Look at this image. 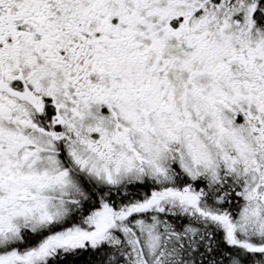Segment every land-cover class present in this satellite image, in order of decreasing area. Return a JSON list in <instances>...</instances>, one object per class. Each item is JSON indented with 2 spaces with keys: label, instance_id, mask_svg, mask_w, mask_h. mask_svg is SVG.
<instances>
[{
  "label": "flooded vegetation",
  "instance_id": "1",
  "mask_svg": "<svg viewBox=\"0 0 264 264\" xmlns=\"http://www.w3.org/2000/svg\"><path fill=\"white\" fill-rule=\"evenodd\" d=\"M90 155L154 167L200 219L202 201L239 202L243 167L264 206V0H0V264L106 233L109 210L82 243L79 224L36 239L17 223L57 175L84 181L74 164Z\"/></svg>",
  "mask_w": 264,
  "mask_h": 264
},
{
  "label": "trees",
  "instance_id": "2",
  "mask_svg": "<svg viewBox=\"0 0 264 264\" xmlns=\"http://www.w3.org/2000/svg\"><path fill=\"white\" fill-rule=\"evenodd\" d=\"M82 179L86 200L80 206L75 205L74 212L66 222L52 229L64 230L72 224H79L84 229L91 223L83 215L90 212L89 203L92 200L96 204V214L100 213L101 206V212L109 210L114 215L112 225L96 243L86 242L77 249L55 254L48 262L34 256V264H234L235 260L238 264H264V251L238 240L232 243L227 222L199 219L177 200L166 198L156 207L158 210L155 209V214H137L135 208L151 203V196L161 195L162 190L156 183L148 181L107 188L87 178ZM243 191L241 185L238 203L224 205L219 211L216 210L217 206L213 207L231 224L237 221L248 204ZM154 215L158 218L161 245L153 258H149L144 240L133 223L137 220L151 223ZM188 227L198 230L186 232ZM40 236V233L33 234L36 239Z\"/></svg>",
  "mask_w": 264,
  "mask_h": 264
},
{
  "label": "rangeland",
  "instance_id": "3",
  "mask_svg": "<svg viewBox=\"0 0 264 264\" xmlns=\"http://www.w3.org/2000/svg\"><path fill=\"white\" fill-rule=\"evenodd\" d=\"M209 18L210 20H215L211 15ZM89 158V163L87 159H84L82 161V166L75 163V170L85 174L101 187L118 188L126 183H142L146 181L169 184V180L164 179L167 176L159 175L154 167L146 174H141L139 171L135 170H127L125 168L120 171H115L112 169L108 170L106 164L103 163L98 156L90 155ZM193 159L197 163L199 160L204 162V164L208 163L207 157L205 156L195 155ZM245 172L243 167L239 168V173L241 175H246ZM190 176L195 179L193 174H190ZM58 177H60V175H57L56 183L50 186V191L52 192L45 202L36 204L32 207H26L23 211L17 213L18 226L21 225L22 228L32 232H38L54 224L62 223L71 213L72 206L69 204H72L76 199L78 200L81 197H85L84 190L78 181L69 184L66 182L62 183ZM243 178L247 179L244 185V192L248 204L243 208L234 224L232 237L242 244H250L257 248L264 249V206L260 201L257 202V200H255L253 177L251 175H246ZM153 207H156V204H154ZM153 207L152 209H154ZM100 216L102 215L99 214L97 215L98 218L91 219L89 221L91 223L87 224L85 229H81L83 234H79V243L89 239L90 234L88 230L94 228L95 225L96 228L94 231L92 229V231L96 233L95 238L98 237L99 233H101L100 231L104 228L102 222L104 216L99 218ZM152 220L153 222L151 223H146L141 220H137L133 223L144 240L149 258H153L161 245V232L157 224L158 219L152 217ZM197 230L196 227H190L187 231L194 233L197 232ZM234 264H238V261L235 260Z\"/></svg>",
  "mask_w": 264,
  "mask_h": 264
}]
</instances>
